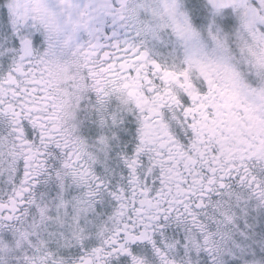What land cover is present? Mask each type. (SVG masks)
Here are the masks:
<instances>
[{
  "label": "snow or ice",
  "instance_id": "6c2138e0",
  "mask_svg": "<svg viewBox=\"0 0 264 264\" xmlns=\"http://www.w3.org/2000/svg\"><path fill=\"white\" fill-rule=\"evenodd\" d=\"M0 264H264V0H0Z\"/></svg>",
  "mask_w": 264,
  "mask_h": 264
}]
</instances>
